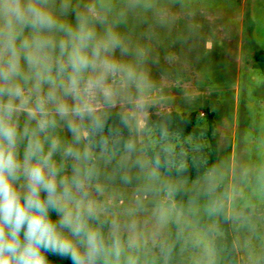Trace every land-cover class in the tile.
Here are the masks:
<instances>
[{
  "label": "rangeland",
  "instance_id": "obj_1",
  "mask_svg": "<svg viewBox=\"0 0 264 264\" xmlns=\"http://www.w3.org/2000/svg\"><path fill=\"white\" fill-rule=\"evenodd\" d=\"M117 5L127 17L119 31L143 51L141 68L151 85L142 108L117 103L107 112L128 115L133 159L149 162L145 149L156 144L155 132L146 128L150 114L208 110L216 122L218 160L198 181L165 176L149 162L159 180L150 182L132 168L133 179L125 183L118 152L107 165L101 161L100 190L90 191L99 221L91 223L106 237H119L121 264L129 258L134 264H264V63L254 60L264 51V0ZM224 223L232 231L236 263L214 246Z\"/></svg>",
  "mask_w": 264,
  "mask_h": 264
},
{
  "label": "clouds",
  "instance_id": "obj_2",
  "mask_svg": "<svg viewBox=\"0 0 264 264\" xmlns=\"http://www.w3.org/2000/svg\"><path fill=\"white\" fill-rule=\"evenodd\" d=\"M126 21L117 0H0V264H52L49 254L121 264L119 237L91 223L99 210L90 191L113 156L102 136L108 110L142 108L151 86L143 51L119 31ZM122 151L123 182L132 168L159 180L133 159V141Z\"/></svg>",
  "mask_w": 264,
  "mask_h": 264
},
{
  "label": "trees",
  "instance_id": "obj_3",
  "mask_svg": "<svg viewBox=\"0 0 264 264\" xmlns=\"http://www.w3.org/2000/svg\"><path fill=\"white\" fill-rule=\"evenodd\" d=\"M254 60L264 63V51H257ZM118 112L106 115L102 136L107 141L110 153L122 152L123 145L132 139L129 125L122 122ZM147 130L155 132L156 144L147 146L146 156L161 174L182 181H198L211 173L218 160V141L214 113L193 111L189 114L170 111L152 113L146 123ZM97 142L100 136L96 137ZM100 152V148L95 149ZM56 219L55 213L52 214ZM221 235L214 241L216 249H225L232 263L238 261L231 228L228 223L220 226ZM52 264H71L67 258L49 254Z\"/></svg>",
  "mask_w": 264,
  "mask_h": 264
}]
</instances>
